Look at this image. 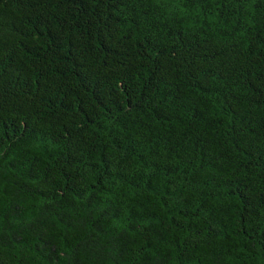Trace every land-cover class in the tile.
<instances>
[{"label": "trees", "instance_id": "trees-1", "mask_svg": "<svg viewBox=\"0 0 264 264\" xmlns=\"http://www.w3.org/2000/svg\"><path fill=\"white\" fill-rule=\"evenodd\" d=\"M0 264H264V0H0Z\"/></svg>", "mask_w": 264, "mask_h": 264}]
</instances>
